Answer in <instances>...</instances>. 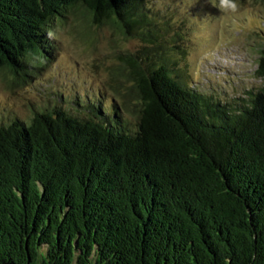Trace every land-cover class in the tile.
I'll list each match as a JSON object with an SVG mask.
<instances>
[{"label": "trees", "instance_id": "1", "mask_svg": "<svg viewBox=\"0 0 264 264\" xmlns=\"http://www.w3.org/2000/svg\"><path fill=\"white\" fill-rule=\"evenodd\" d=\"M80 10L139 39L131 87L114 88L123 110L0 117V264H264V85L223 101L190 87L148 0H0V76L33 82Z\"/></svg>", "mask_w": 264, "mask_h": 264}, {"label": "rangeland", "instance_id": "2", "mask_svg": "<svg viewBox=\"0 0 264 264\" xmlns=\"http://www.w3.org/2000/svg\"><path fill=\"white\" fill-rule=\"evenodd\" d=\"M150 18L165 29L161 41L175 71L193 89L223 99L242 98L258 91L264 82L257 75L259 50L264 44V0H148ZM235 4V10L230 6ZM94 21L85 10L75 12L57 29L59 55L33 82L11 87L12 74L0 76V117L29 122L34 110H63L81 118L84 105L123 110L131 82L123 74L127 54L140 51L141 43L126 36L112 20ZM173 42L172 40H178ZM173 46L175 48H173ZM172 49L174 51H172ZM121 90V95L114 91ZM78 99V100H77ZM129 116L137 102L129 97Z\"/></svg>", "mask_w": 264, "mask_h": 264}, {"label": "clouds", "instance_id": "3", "mask_svg": "<svg viewBox=\"0 0 264 264\" xmlns=\"http://www.w3.org/2000/svg\"><path fill=\"white\" fill-rule=\"evenodd\" d=\"M222 4H229V0H222ZM230 6L232 7L233 10H235L236 7L235 4H231Z\"/></svg>", "mask_w": 264, "mask_h": 264}]
</instances>
